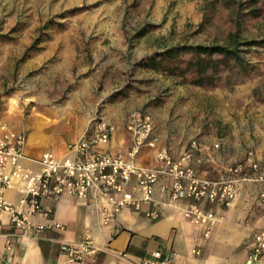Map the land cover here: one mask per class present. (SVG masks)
<instances>
[{"label": "rangeland", "instance_id": "obj_1", "mask_svg": "<svg viewBox=\"0 0 264 264\" xmlns=\"http://www.w3.org/2000/svg\"><path fill=\"white\" fill-rule=\"evenodd\" d=\"M262 39L264 0H0V121L26 130L30 143L38 129L67 142L84 135L107 102L144 92L160 99L179 85L209 93L214 122L250 129L257 144L264 46L245 42ZM237 43L244 64L218 62L203 86L193 69L182 71L190 55L144 65L169 46Z\"/></svg>", "mask_w": 264, "mask_h": 264}, {"label": "crops", "instance_id": "obj_2", "mask_svg": "<svg viewBox=\"0 0 264 264\" xmlns=\"http://www.w3.org/2000/svg\"><path fill=\"white\" fill-rule=\"evenodd\" d=\"M156 97L154 92H144L137 100L118 97L107 102L99 118L114 125L115 130L109 142L98 144L97 148L128 154L134 145L133 134L127 128L128 118L132 112L144 110L153 116L158 146L142 147L136 157L141 165H161L157 156L161 148L169 149L173 157H178L194 139L209 144L221 143V147L214 148L208 158L198 152L190 161L205 177L217 178L224 164L245 160L249 148L256 151L258 159H264V139L256 144L250 129L227 128V120L214 122L213 97L209 93L192 95V88L178 85L173 94L160 99ZM11 126L26 133L25 152L35 159L41 158L48 149L63 155L68 144L75 140L46 139L38 129V141L30 143V133ZM34 129L32 123L31 131ZM24 164L34 169L41 168L39 163L30 159L24 160ZM167 183L169 180L164 178L156 186L158 218L147 215L155 205L145 203L141 210L125 208L106 222L94 204L76 195L64 194L56 201L45 198L44 203L54 206V217L65 224L66 229H47L39 238H25L16 232L9 215L4 214L0 223V264H140L143 258L157 250L168 258L176 253L172 264H250L248 259L254 236L264 229V202L260 199L264 188L262 181L244 182L237 199L228 208H220L208 200L195 199L166 204L162 190ZM6 195L11 200L20 197L14 190H8ZM194 203L216 210L223 219L207 232L206 225L195 223L186 215L185 209ZM87 236L93 238L98 250L83 260L69 261L62 243L78 242ZM195 249L201 250V253H195ZM252 264H264V254Z\"/></svg>", "mask_w": 264, "mask_h": 264}, {"label": "built area", "instance_id": "obj_3", "mask_svg": "<svg viewBox=\"0 0 264 264\" xmlns=\"http://www.w3.org/2000/svg\"><path fill=\"white\" fill-rule=\"evenodd\" d=\"M127 128L134 137V145L128 154L97 148L98 144L109 142L115 130L107 120L98 118L90 130L68 144L63 155L48 149L41 158L35 159L25 152L26 133L8 122L0 123V223L2 216L8 214L21 237L39 238L47 229H66L65 224L54 217V206L44 203L45 198L56 201L64 194L76 195L94 204L108 222L123 209L141 210L145 203L155 205L147 215L158 218L160 212L156 207L155 192L157 184L164 178L169 180L162 190L166 204L195 199L208 200L220 208L233 205L244 182L264 183V159H258L252 148L248 149L245 160L224 164L219 177L200 175L190 161L198 152L208 158L214 148L221 147L220 142L209 144L194 139L178 157H173L169 149L161 148L157 153L161 165H141L136 157L142 147L158 146L152 114L144 110L132 112ZM26 159L39 163L41 168L27 167ZM8 190L16 191L19 199H9ZM260 199L264 202V188ZM185 210L191 221L206 225L207 232L223 219L216 210L206 209L199 203L190 204ZM34 218L38 219L35 221ZM62 249L73 262L95 253L98 247L93 238L87 236L78 242H63ZM194 252L199 254L201 250ZM263 254L264 229L254 236L248 263L259 260ZM176 255L164 257L162 251L157 250L143 258L140 264H172Z\"/></svg>", "mask_w": 264, "mask_h": 264}, {"label": "trees", "instance_id": "obj_4", "mask_svg": "<svg viewBox=\"0 0 264 264\" xmlns=\"http://www.w3.org/2000/svg\"><path fill=\"white\" fill-rule=\"evenodd\" d=\"M248 46L260 44L264 46V39L250 40L245 42ZM241 43L231 46L227 44H178L167 47L161 54L150 56L144 60V65L147 67L156 68L159 66L161 60H174L183 55H190L185 60L186 68L182 71L186 72L193 69L196 73L194 83L198 85H205L212 83L217 72L209 73V68L215 70L218 67V62L228 63L230 60H235L237 63L244 64L243 57L240 52ZM172 72V70H170Z\"/></svg>", "mask_w": 264, "mask_h": 264}, {"label": "bare ground", "instance_id": "obj_5", "mask_svg": "<svg viewBox=\"0 0 264 264\" xmlns=\"http://www.w3.org/2000/svg\"><path fill=\"white\" fill-rule=\"evenodd\" d=\"M40 117H41V118H40ZM38 119H39V120H40V119H41V120H45V119H47V117H45L44 115H42V113H40ZM38 119H37V120H38ZM33 139H34V137H33V135H31L30 140L33 141Z\"/></svg>", "mask_w": 264, "mask_h": 264}]
</instances>
